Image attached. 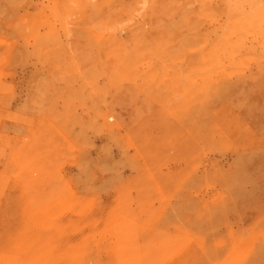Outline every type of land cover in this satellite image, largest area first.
<instances>
[{
  "label": "rangeland",
  "instance_id": "1",
  "mask_svg": "<svg viewBox=\"0 0 264 264\" xmlns=\"http://www.w3.org/2000/svg\"><path fill=\"white\" fill-rule=\"evenodd\" d=\"M226 2L0 0L2 248L264 264V38L205 61Z\"/></svg>",
  "mask_w": 264,
  "mask_h": 264
},
{
  "label": "bare ground",
  "instance_id": "2",
  "mask_svg": "<svg viewBox=\"0 0 264 264\" xmlns=\"http://www.w3.org/2000/svg\"><path fill=\"white\" fill-rule=\"evenodd\" d=\"M237 0H227V23L224 29H222L221 43L215 42L212 46V50L208 53H204L203 59L211 60L217 56L223 54H229L233 57L231 52V42L233 40V46H239L244 40L243 36L248 30L252 31L256 35H261L264 38V5L258 6L259 0H245L246 3L236 4ZM147 0H142L145 4ZM236 2V3H235ZM264 3V0L261 1ZM247 4L248 7L245 5ZM235 37V39H233ZM264 46V40L262 41ZM54 232L60 236L62 233L59 225H56ZM40 234H34V232L25 233L23 239L16 244L11 250H6L0 245V264H34L35 259L39 256L34 253L29 254L33 243L32 240L38 238ZM48 237V235H46ZM51 236V235H50ZM55 236V235H54ZM62 236V235H61ZM8 237V235H6ZM27 237V238H26ZM26 238V239H25ZM55 249H57L55 251ZM46 264H70L69 252L67 249H63L58 246L50 249V254H46ZM32 257L34 258L32 260Z\"/></svg>",
  "mask_w": 264,
  "mask_h": 264
}]
</instances>
